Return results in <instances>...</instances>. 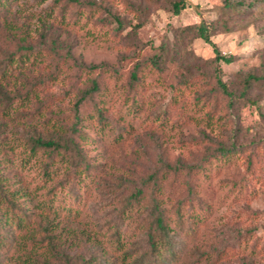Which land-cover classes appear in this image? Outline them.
<instances>
[{"label": "trees", "instance_id": "1", "mask_svg": "<svg viewBox=\"0 0 264 264\" xmlns=\"http://www.w3.org/2000/svg\"><path fill=\"white\" fill-rule=\"evenodd\" d=\"M31 3L0 0V264H203L209 260L210 253L194 246L204 207L191 178L202 164L169 155L158 137L168 111L154 113L152 124L161 120L156 130L150 128L149 142L154 145L147 147H159V153L150 161L149 173L119 174L113 182L105 164L90 154L88 145L97 139L87 126L102 138L111 136L114 143L127 142L133 133L126 117L136 120L146 108L134 95L132 111L117 110L118 117L110 113L102 99L100 74L92 73L111 69L109 64L78 61L71 46L63 51L62 30L80 23L81 5L96 12L101 4ZM170 5L174 14H180L188 3L170 0ZM225 6L244 7L242 0H225ZM103 10L116 24L113 28L121 31V17L107 7ZM189 29L213 46L216 62L232 61L211 40L203 21ZM161 49L150 58L155 66L170 55L164 44ZM141 68L142 63L135 64L129 90L137 89ZM65 78H72L78 88L73 105L62 113L55 111L45 88ZM261 79L248 74L246 90ZM220 89L233 96L217 74L214 90ZM227 152L230 148L223 150ZM93 185L108 196L103 199L108 208L103 214L87 211Z\"/></svg>", "mask_w": 264, "mask_h": 264}, {"label": "rangeland", "instance_id": "2", "mask_svg": "<svg viewBox=\"0 0 264 264\" xmlns=\"http://www.w3.org/2000/svg\"><path fill=\"white\" fill-rule=\"evenodd\" d=\"M91 1L100 8L92 12L81 5L80 23L62 30L63 51L71 46L78 61L109 64L111 69L92 73L100 74L110 113L118 117L117 110L132 111L134 95L146 108L136 120L126 117L133 133L127 142L114 143L111 136L102 138L87 126L97 139L88 145L90 154L105 164L113 182L119 174L149 173L150 161L159 153V147H147L154 145L150 128L156 130L161 120L152 124L154 113L168 111L158 137L169 155L202 164L191 178L204 207L194 246L210 253L202 263L264 264V79L252 82L248 90L244 82L248 74L264 78V0H242L239 10L226 8L225 0H187L180 14L173 13L170 0ZM103 7L121 17V31L113 28L116 24L109 22L112 17ZM201 21L231 62H216L213 46L189 29ZM163 44L170 55L155 66L150 58ZM136 63L142 68L133 91L128 81ZM217 74L233 96L214 90ZM77 86L72 78L47 83L45 94L52 97L55 111L71 108ZM228 148L231 152L223 153ZM178 187L185 189L181 183ZM90 191L87 211L103 214L108 196L96 185Z\"/></svg>", "mask_w": 264, "mask_h": 264}]
</instances>
